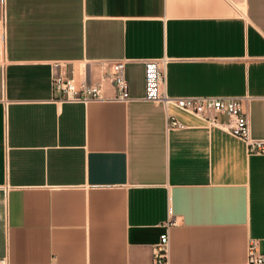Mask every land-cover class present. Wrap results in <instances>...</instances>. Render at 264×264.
Wrapping results in <instances>:
<instances>
[{
	"label": "crops",
	"instance_id": "1",
	"mask_svg": "<svg viewBox=\"0 0 264 264\" xmlns=\"http://www.w3.org/2000/svg\"><path fill=\"white\" fill-rule=\"evenodd\" d=\"M3 18L0 264H155L166 231L161 264L264 251V152L144 98V60L166 57L169 96L244 97L264 140V0H0ZM117 59L128 100L103 78ZM55 61L103 98L62 100Z\"/></svg>",
	"mask_w": 264,
	"mask_h": 264
},
{
	"label": "built area",
	"instance_id": "2",
	"mask_svg": "<svg viewBox=\"0 0 264 264\" xmlns=\"http://www.w3.org/2000/svg\"><path fill=\"white\" fill-rule=\"evenodd\" d=\"M6 26L5 20L0 19V65L6 64ZM168 58H147L145 65V96L149 101L161 102L165 106L176 107L198 116L209 125L219 126L243 140L250 153L264 152V140L251 136L250 119L245 109L246 98L224 96H169L166 91L165 66ZM56 68L52 77L53 89L62 93V100L72 102H89L102 99V84L89 83L87 80L70 73L67 62L55 61ZM125 59L107 60L103 65V78H108L114 84L116 99L128 100L129 86L125 75ZM217 114H226L229 121L220 122ZM169 126L183 127L175 118L169 120ZM169 226L167 225V229ZM169 233L161 235L156 247L155 264H161L162 258L168 252ZM244 264H264V251L260 250L257 240H251L248 245V257Z\"/></svg>",
	"mask_w": 264,
	"mask_h": 264
}]
</instances>
